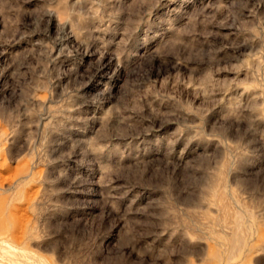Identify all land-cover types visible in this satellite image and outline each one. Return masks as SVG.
<instances>
[{
	"label": "rangeland",
	"instance_id": "obj_1",
	"mask_svg": "<svg viewBox=\"0 0 264 264\" xmlns=\"http://www.w3.org/2000/svg\"><path fill=\"white\" fill-rule=\"evenodd\" d=\"M0 264H264V0H0Z\"/></svg>",
	"mask_w": 264,
	"mask_h": 264
},
{
	"label": "bare ground",
	"instance_id": "obj_2",
	"mask_svg": "<svg viewBox=\"0 0 264 264\" xmlns=\"http://www.w3.org/2000/svg\"><path fill=\"white\" fill-rule=\"evenodd\" d=\"M236 222H237V226L239 227L240 226V220L237 219ZM233 240H234L236 246H240L241 245V239H240V237L238 235L234 236Z\"/></svg>",
	"mask_w": 264,
	"mask_h": 264
}]
</instances>
